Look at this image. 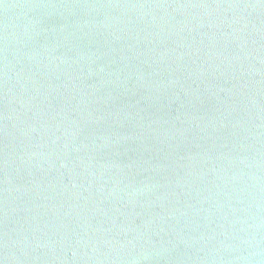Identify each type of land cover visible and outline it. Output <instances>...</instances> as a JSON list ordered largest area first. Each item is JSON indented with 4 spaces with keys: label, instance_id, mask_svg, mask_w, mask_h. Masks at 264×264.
Instances as JSON below:
<instances>
[{
    "label": "water",
    "instance_id": "1",
    "mask_svg": "<svg viewBox=\"0 0 264 264\" xmlns=\"http://www.w3.org/2000/svg\"><path fill=\"white\" fill-rule=\"evenodd\" d=\"M0 264H264V0H0Z\"/></svg>",
    "mask_w": 264,
    "mask_h": 264
}]
</instances>
